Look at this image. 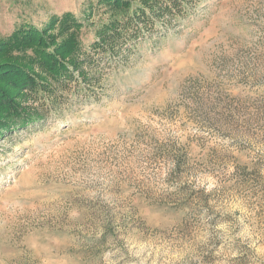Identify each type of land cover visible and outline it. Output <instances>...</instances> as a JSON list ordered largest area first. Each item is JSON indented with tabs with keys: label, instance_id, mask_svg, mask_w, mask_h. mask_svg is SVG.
Instances as JSON below:
<instances>
[{
	"label": "rangeland",
	"instance_id": "rangeland-1",
	"mask_svg": "<svg viewBox=\"0 0 264 264\" xmlns=\"http://www.w3.org/2000/svg\"><path fill=\"white\" fill-rule=\"evenodd\" d=\"M98 1L0 0V37L68 13L88 56L34 100L0 73L38 108L0 98V264H264V0H189L92 63Z\"/></svg>",
	"mask_w": 264,
	"mask_h": 264
},
{
	"label": "trees",
	"instance_id": "trees-1",
	"mask_svg": "<svg viewBox=\"0 0 264 264\" xmlns=\"http://www.w3.org/2000/svg\"><path fill=\"white\" fill-rule=\"evenodd\" d=\"M188 1L99 0V5L106 6L108 19L100 26L97 36L101 40L95 42L97 46L94 45L89 61L93 63L94 55L100 53L102 55L99 56L103 59L115 57L122 49H131L130 43L138 36L157 31L158 27L164 29L171 25L167 20L161 23L165 26L162 27L158 23L159 18L167 13L168 18L173 19L175 12L183 13L182 9L184 10ZM77 18L68 13L56 17L60 30L55 36H44V29H36L28 24L0 37V54L14 57L6 64L11 69L0 64V73L4 70L3 73L9 75L4 82L8 81L10 86L22 90L24 96L34 100L38 93L51 95L53 87L64 91L72 81L77 82L80 75L84 76L82 67L88 64V56L80 51L81 24L77 22ZM99 46L101 50H98ZM3 102L5 104H2V109L7 112L6 117L16 119V126L22 127L37 119L33 114L38 108L24 105L20 100ZM6 121L3 120L2 123H8Z\"/></svg>",
	"mask_w": 264,
	"mask_h": 264
}]
</instances>
